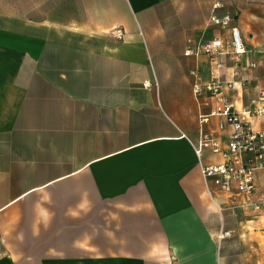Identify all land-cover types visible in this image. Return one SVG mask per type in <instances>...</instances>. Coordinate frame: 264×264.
Segmentation results:
<instances>
[{
  "label": "crops",
  "instance_id": "crops-1",
  "mask_svg": "<svg viewBox=\"0 0 264 264\" xmlns=\"http://www.w3.org/2000/svg\"><path fill=\"white\" fill-rule=\"evenodd\" d=\"M194 11L234 15L257 68L231 98L252 109L264 0H0V264H264V169L260 209L200 172L222 119L200 127L190 72L209 60L185 51L219 31L163 25Z\"/></svg>",
  "mask_w": 264,
  "mask_h": 264
},
{
  "label": "built area",
  "instance_id": "built-area-1",
  "mask_svg": "<svg viewBox=\"0 0 264 264\" xmlns=\"http://www.w3.org/2000/svg\"><path fill=\"white\" fill-rule=\"evenodd\" d=\"M209 24L219 35L185 51L186 57L205 55L209 60L208 77L201 67L190 72L194 97L197 100L205 97L204 106L210 108L209 112L199 114L200 127L209 125L213 118L222 119L216 131L202 130L195 146L199 159L209 152L218 156L220 162L201 165L200 172L203 179L212 181L221 193L239 198L243 206L260 209L261 205L254 202L253 196L257 189L256 174L264 169V131L256 130L254 123L264 118V90L252 100V109L238 110L231 98L234 92L245 89L257 63L243 62L251 51L232 13H213ZM112 34L117 40L124 38L122 29H115ZM143 86L151 87L149 82ZM207 99H212L214 106L210 107ZM230 236V232H222L219 239Z\"/></svg>",
  "mask_w": 264,
  "mask_h": 264
},
{
  "label": "rangeland",
  "instance_id": "rangeland-1",
  "mask_svg": "<svg viewBox=\"0 0 264 264\" xmlns=\"http://www.w3.org/2000/svg\"><path fill=\"white\" fill-rule=\"evenodd\" d=\"M210 14V11L166 13L163 25L169 28L170 34H172L173 36H176L175 31L177 28H182L183 34L186 33L187 30V36L185 37L187 40L188 38L194 36V32L196 31L194 30V28L201 26L206 20H208ZM171 31L173 32L171 33Z\"/></svg>",
  "mask_w": 264,
  "mask_h": 264
}]
</instances>
